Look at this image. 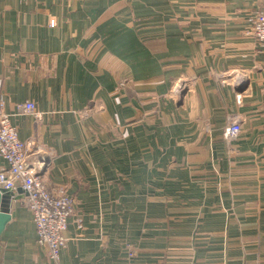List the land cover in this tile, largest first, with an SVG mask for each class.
I'll use <instances>...</instances> for the list:
<instances>
[{"label":"crops","instance_id":"obj_1","mask_svg":"<svg viewBox=\"0 0 264 264\" xmlns=\"http://www.w3.org/2000/svg\"><path fill=\"white\" fill-rule=\"evenodd\" d=\"M258 10L0 0L4 109L43 181L75 199L60 264H264V47L246 34ZM27 100L40 120L16 113ZM229 112L243 120L232 156ZM23 194L9 192L0 264H55Z\"/></svg>","mask_w":264,"mask_h":264},{"label":"built area","instance_id":"obj_2","mask_svg":"<svg viewBox=\"0 0 264 264\" xmlns=\"http://www.w3.org/2000/svg\"><path fill=\"white\" fill-rule=\"evenodd\" d=\"M246 34L259 47H264V10H258L250 17ZM182 90V85L178 84L174 94L179 96ZM2 91L3 79L0 78V159L7 164L0 165V191L11 192L19 188L25 191L18 200L33 214L38 243L46 249L55 264H60L61 250L67 242L64 232L68 228L70 217L74 215L75 199L43 181L40 171L45 163L39 161V151H33L34 141L32 139L25 141L19 137L18 130L12 123L11 114L4 109ZM237 103L241 104L240 96L237 97ZM16 113L31 115L36 120L42 118V113L32 100L18 103ZM242 121L238 114L229 112L221 127L222 138L231 156L238 153ZM206 130L212 131L213 127L207 125Z\"/></svg>","mask_w":264,"mask_h":264},{"label":"water","instance_id":"obj_3","mask_svg":"<svg viewBox=\"0 0 264 264\" xmlns=\"http://www.w3.org/2000/svg\"><path fill=\"white\" fill-rule=\"evenodd\" d=\"M11 199L9 192L0 191V238L3 230L11 220V213L8 211Z\"/></svg>","mask_w":264,"mask_h":264}]
</instances>
